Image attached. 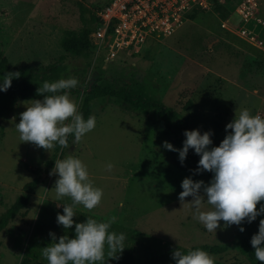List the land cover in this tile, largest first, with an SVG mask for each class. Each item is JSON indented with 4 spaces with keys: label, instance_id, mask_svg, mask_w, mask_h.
<instances>
[{
    "label": "rangeland",
    "instance_id": "rangeland-1",
    "mask_svg": "<svg viewBox=\"0 0 264 264\" xmlns=\"http://www.w3.org/2000/svg\"><path fill=\"white\" fill-rule=\"evenodd\" d=\"M103 1L0 0V61L4 59L6 73H27L28 81L40 85L77 78L70 99L78 111L90 85L113 90L125 86L139 97L157 99L180 116H188L190 130L200 129L201 134L211 130L212 146L224 139L225 126L235 112L238 115L246 108L264 117V0H254L262 26L253 43L236 34L240 24L233 3L237 0H224L216 14L196 12L172 33L147 40L136 58L113 61L105 60L102 50L97 52L92 35L96 28L92 16ZM225 19L231 30L220 26ZM85 27L92 33L82 43L79 35ZM66 31H75L78 39L66 37ZM187 101L193 103L189 109L184 107ZM31 103L20 99L12 112L0 116V218L26 183L39 181L28 204L0 232V264H20L35 232L40 239L34 250L40 252L38 260L43 264L48 262L42 248L53 242L50 232L57 241L64 235L74 237L75 225L64 230L54 222L57 213L63 214V204L72 203L70 197L57 198L58 177L45 173V161L54 148L47 151L22 142L16 130L20 113ZM90 116L95 117V128L75 144L70 136L69 147H60L55 159L70 154L81 159L94 186L103 190L102 201L94 209L75 207L76 223L87 217L114 220L110 231L125 234L123 246L133 249L136 264H146L150 253L178 247L188 251L203 244L225 247L222 253L210 254L215 264H252L235 245L244 237L239 230L243 223L224 227L221 221L216 232H208L195 210L179 201L184 178L205 184L211 178L186 169L189 152L181 164L177 152L162 147L168 141L182 148L177 127L159 120L153 108L136 114L108 98L93 100ZM191 199L186 197L185 202ZM207 210L211 206L205 203L201 211ZM104 262L114 264L107 247Z\"/></svg>",
    "mask_w": 264,
    "mask_h": 264
},
{
    "label": "clouds",
    "instance_id": "clouds-1",
    "mask_svg": "<svg viewBox=\"0 0 264 264\" xmlns=\"http://www.w3.org/2000/svg\"><path fill=\"white\" fill-rule=\"evenodd\" d=\"M20 72L6 73L0 77V92H6L14 78ZM77 78L45 81L38 88L37 95L43 99L32 100L30 106L20 113L16 130L22 142H30L38 148L49 151L57 145L62 149L69 147V137L73 144L79 142L96 125L95 117L84 119L78 111L77 103L70 99ZM50 94V95H46ZM230 130V131H229ZM226 135L218 146H212L214 134L211 130L201 134L200 129L185 130L186 139L180 149L164 141L162 147L177 152L181 164L184 163L190 149L200 157L195 170L197 174L208 171L211 180L205 184L202 180L186 177L181 182L182 191L178 199L182 206L188 204L195 210L196 218L208 232H216L224 222V227L251 223L264 215V117L252 115L250 110L235 112L234 119L225 126ZM113 165L109 163L107 170ZM50 175L55 181L57 198L70 197L71 204H63V214L57 213L56 222L64 230L75 225L74 237H57L50 232L52 243L42 248V255L48 264H105V248L109 258L118 259L123 252L124 233L110 231L114 220L98 222L87 217L86 221L76 223L75 207L82 205L88 210L97 207L103 197V190L95 187L90 180L89 171L83 161L73 155L58 159ZM186 197H192L185 202ZM211 210L201 211L204 204ZM259 209L257 208V205ZM243 232L245 229L240 227ZM255 258L264 264V219L259 222L258 233L250 240ZM175 264H215L208 252L200 249L183 252L179 247L172 252Z\"/></svg>",
    "mask_w": 264,
    "mask_h": 264
},
{
    "label": "trees",
    "instance_id": "trees-1",
    "mask_svg": "<svg viewBox=\"0 0 264 264\" xmlns=\"http://www.w3.org/2000/svg\"><path fill=\"white\" fill-rule=\"evenodd\" d=\"M221 8L220 4L217 5L216 9ZM190 14L188 19H193L195 13ZM92 20L96 23L97 19L93 15ZM82 24L85 26V21H82ZM89 28L85 27L80 32L79 41L83 43L85 38L91 34ZM78 33L75 31H66V37L72 36L73 41L75 42L78 38L76 37ZM5 61L2 59L0 61V77L6 74ZM29 75L27 73H22L19 78H14L12 80L11 87L6 92H0V116L5 115L6 113H10L14 110L18 100H35V99H43L42 96L37 95L38 88L42 87L39 83L30 82L27 80ZM29 79V78H28ZM71 92V90H65ZM84 96L81 102V106L79 112L82 113L85 120L91 115V102L97 99H105L108 98L113 104L117 106H121L136 114H146L149 109L153 108L157 111L159 120L165 121L175 127H177L181 132V139L184 141L186 137L183 135L185 130H190V119L188 116L182 117L178 114L177 111L172 108L164 106L159 100L154 98H142L139 97L134 91L126 88L125 86L118 88L117 90L109 89L102 87L97 84L90 85L83 92ZM50 95V94H46ZM193 106L191 101H187L185 104V109H189ZM60 150V147L57 145L54 147V151L52 155L45 161V173L49 174L51 169L54 166L56 153ZM200 157L194 153V150H189V158L187 160L186 169L188 170H196L198 161ZM196 172V171H195ZM202 177L212 178V173L208 171H204L203 173L198 174ZM38 179H34L28 183H26L22 190L23 192L15 199L12 205L8 208V210L4 213V215L0 218V232L5 228L8 221L16 215V213L23 207H25L30 199V195L34 192ZM259 204L257 208L259 209ZM55 225H58L56 222V217L54 218ZM260 219H257L251 223L247 221L243 222V228L245 229L244 237L238 239L235 242V245L243 250L252 264H260L259 261L256 260L254 249L251 246L250 240L254 234L258 233ZM40 239V235L38 232H35L30 239L27 247H26V255L20 261V264H43L38 260L40 257V252L34 250V244L38 242ZM122 253L119 254L118 259H113L112 262L114 264H136L137 261L134 257L133 249L131 247H124ZM175 249L160 251L150 253L148 255V259H146V264H169L173 262L172 252ZM183 252L187 253V250L184 248H180ZM200 249L208 252L209 254H219L224 252L225 247L218 245H198L191 248V250Z\"/></svg>",
    "mask_w": 264,
    "mask_h": 264
},
{
    "label": "built area",
    "instance_id": "built-area-1",
    "mask_svg": "<svg viewBox=\"0 0 264 264\" xmlns=\"http://www.w3.org/2000/svg\"><path fill=\"white\" fill-rule=\"evenodd\" d=\"M94 12L97 26L93 32L97 52H104V59L136 58L149 39L164 37L176 30L195 11L216 14L217 5L224 0H104ZM236 34L253 43L260 31L262 20L254 0H237ZM228 19L220 20L227 26ZM253 26V30L249 29Z\"/></svg>",
    "mask_w": 264,
    "mask_h": 264
},
{
    "label": "crops",
    "instance_id": "crops-1",
    "mask_svg": "<svg viewBox=\"0 0 264 264\" xmlns=\"http://www.w3.org/2000/svg\"><path fill=\"white\" fill-rule=\"evenodd\" d=\"M90 214V213H89ZM109 219V218H108ZM112 219V218H111Z\"/></svg>",
    "mask_w": 264,
    "mask_h": 264
}]
</instances>
